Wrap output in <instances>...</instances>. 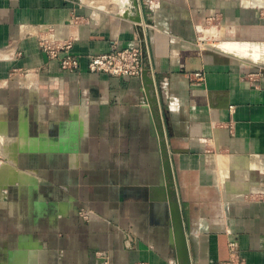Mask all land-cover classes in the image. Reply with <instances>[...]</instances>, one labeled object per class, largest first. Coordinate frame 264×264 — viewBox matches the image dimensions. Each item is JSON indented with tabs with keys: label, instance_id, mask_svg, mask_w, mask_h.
<instances>
[{
	"label": "crops",
	"instance_id": "crops-1",
	"mask_svg": "<svg viewBox=\"0 0 264 264\" xmlns=\"http://www.w3.org/2000/svg\"><path fill=\"white\" fill-rule=\"evenodd\" d=\"M113 45L148 80L91 72ZM257 45L264 0H0V264H264Z\"/></svg>",
	"mask_w": 264,
	"mask_h": 264
},
{
	"label": "built area",
	"instance_id": "built-area-1",
	"mask_svg": "<svg viewBox=\"0 0 264 264\" xmlns=\"http://www.w3.org/2000/svg\"><path fill=\"white\" fill-rule=\"evenodd\" d=\"M41 45L44 52L50 58H58L60 60L61 68L67 72H76L81 66V56L74 54L73 40L59 41L52 37H44L41 40ZM145 50L141 46L120 48L113 45L112 48L102 54H89L88 68L91 72H105L113 76H131L143 78L145 71L144 65ZM194 78L198 83L203 79L201 72H196ZM194 80V81H196ZM80 215L86 220H90L92 212L88 209L81 208ZM127 242L132 245L134 238L132 235H127ZM234 243H232V246ZM95 254L99 257H105L104 252L96 251ZM107 260V259H106ZM135 264H149L148 262L139 261Z\"/></svg>",
	"mask_w": 264,
	"mask_h": 264
},
{
	"label": "rangeland",
	"instance_id": "rangeland-1",
	"mask_svg": "<svg viewBox=\"0 0 264 264\" xmlns=\"http://www.w3.org/2000/svg\"><path fill=\"white\" fill-rule=\"evenodd\" d=\"M255 48L252 54H246L248 57L246 58V62L250 65L257 64L258 66L264 67V45L254 46ZM253 49H245L241 48L243 54L252 52ZM240 51V50H239ZM242 53L240 55H242ZM261 64V65H259Z\"/></svg>",
	"mask_w": 264,
	"mask_h": 264
},
{
	"label": "water",
	"instance_id": "water-1",
	"mask_svg": "<svg viewBox=\"0 0 264 264\" xmlns=\"http://www.w3.org/2000/svg\"><path fill=\"white\" fill-rule=\"evenodd\" d=\"M246 59V58H245ZM143 77L148 80V75H147V70L145 69L143 73ZM93 261L95 264H105L106 263V258L104 257H99L95 253L93 254Z\"/></svg>",
	"mask_w": 264,
	"mask_h": 264
},
{
	"label": "bare ground",
	"instance_id": "bare-ground-1",
	"mask_svg": "<svg viewBox=\"0 0 264 264\" xmlns=\"http://www.w3.org/2000/svg\"><path fill=\"white\" fill-rule=\"evenodd\" d=\"M239 51V50H238ZM242 53V51H241V49H240V51L238 52V54L240 55ZM243 54V53H242ZM263 58H264V56H262Z\"/></svg>",
	"mask_w": 264,
	"mask_h": 264
}]
</instances>
